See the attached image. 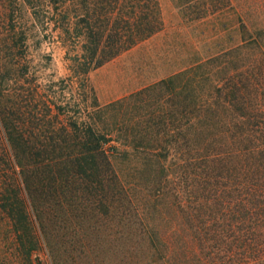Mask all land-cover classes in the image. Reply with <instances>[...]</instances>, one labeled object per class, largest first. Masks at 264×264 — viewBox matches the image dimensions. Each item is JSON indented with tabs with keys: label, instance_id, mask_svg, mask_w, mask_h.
I'll list each match as a JSON object with an SVG mask.
<instances>
[{
	"label": "rangeland",
	"instance_id": "obj_1",
	"mask_svg": "<svg viewBox=\"0 0 264 264\" xmlns=\"http://www.w3.org/2000/svg\"><path fill=\"white\" fill-rule=\"evenodd\" d=\"M210 1L156 0L159 27L89 68L91 92L83 93L66 77L71 50L52 22L32 24L20 0H2L28 32L39 95L64 104L62 118L77 115L106 133L115 225L88 233L96 264H263L264 232L223 224L232 180L225 170L206 179L205 159L224 151L237 129L224 100L239 101L241 86H264V0ZM33 256L53 264L44 246Z\"/></svg>",
	"mask_w": 264,
	"mask_h": 264
},
{
	"label": "trees",
	"instance_id": "obj_2",
	"mask_svg": "<svg viewBox=\"0 0 264 264\" xmlns=\"http://www.w3.org/2000/svg\"><path fill=\"white\" fill-rule=\"evenodd\" d=\"M20 2L32 24L52 22L61 44L71 50L66 77L83 93L91 92L85 79L89 68L160 25L156 0ZM27 37L16 24L14 7L0 0V264H34L41 246L53 264H96L88 233L115 225L109 210L116 175L101 148L105 132L77 115L62 118L64 104L39 95L28 71ZM241 87L239 101L224 100L236 111L232 142L205 159L212 160L205 178L216 179L225 170L223 176L232 180L223 222L229 230L264 232V86L254 92Z\"/></svg>",
	"mask_w": 264,
	"mask_h": 264
}]
</instances>
